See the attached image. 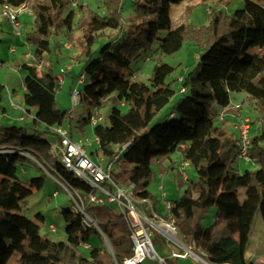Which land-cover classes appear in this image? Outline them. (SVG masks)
Wrapping results in <instances>:
<instances>
[{"label":"trees","instance_id":"16d2710c","mask_svg":"<svg viewBox=\"0 0 264 264\" xmlns=\"http://www.w3.org/2000/svg\"><path fill=\"white\" fill-rule=\"evenodd\" d=\"M72 1L0 0V5H30L36 23L34 31L29 33L34 44V61L21 65L24 103L35 110L36 124L32 133L27 126L14 122L0 125V149H12L0 152V264H7L16 251L21 254V264H124L134 254L130 226L123 213L109 203L87 204L86 210L95 221L88 225L77 209H62L67 241L42 234L41 223L21 211L22 203L33 190L18 178L17 163L27 159L30 153L35 159L52 162L59 154L55 143L45 134H56L52 127L63 126L72 117L70 110L57 104L61 81L53 67L40 68L35 62L50 51L51 38L56 45L60 43L59 36L70 39L69 30H73L77 17L74 10H67ZM97 1L109 10L104 14L93 13L86 22L82 64L73 75V83L85 75L82 83H86L79 90L81 101L92 108L79 118L78 127L83 130L86 123H91L93 113L104 105L106 98L116 99L108 117L93 128L104 158L110 161L115 153L119 155L116 161L120 168L111 170L112 179L119 185H131L138 206L150 202L152 211L148 218L158 213L176 227L185 244L194 250L201 249L210 262L254 264L246 252L256 214L260 213L264 220V143L261 142L264 131L257 135L251 128L249 154L258 167L240 170L235 165L239 138L224 128L225 119H219L217 110L211 107L229 106L233 92H245L262 111L260 119L264 123V6L244 0L243 7L231 14H216L206 34L201 36L190 24L173 27L170 5L181 0H131L133 14L128 18L123 14L125 0ZM161 30L167 31L160 42L162 55L178 51L185 39H197L206 48L194 68L179 78L182 95L173 102L170 117L151 124L169 102L166 79L175 68L164 62L156 64L149 84L138 79L130 66L142 52L152 49ZM98 36L104 40L100 50L93 45ZM91 37L96 40L90 42ZM119 39L122 40L118 42ZM2 87L0 107L5 114ZM121 105L127 106V110ZM39 124L46 128L40 130ZM185 141L189 145L184 159L194 169L195 176L187 177L185 191L171 200L168 212L159 214L158 200L149 190L154 164L160 166L161 172H167L163 162L168 159L170 168L175 169L177 161L172 157L173 152ZM52 168L74 195L94 190L60 156L52 162ZM33 184L42 187L44 178H32ZM106 185L113 189L110 182ZM213 208L214 219L207 226L204 222ZM38 219L45 220L42 215ZM102 232L113 252L104 245L90 244L91 237L101 238ZM80 247L86 248L87 253L79 251ZM165 259L171 264L170 258ZM148 260L151 259L138 264Z\"/></svg>","mask_w":264,"mask_h":264},{"label":"rangeland","instance_id":"374dc122","mask_svg":"<svg viewBox=\"0 0 264 264\" xmlns=\"http://www.w3.org/2000/svg\"><path fill=\"white\" fill-rule=\"evenodd\" d=\"M109 1V0H108ZM261 3L264 6V0H254ZM244 0H181L179 2H172L170 5V15L173 20V27H177L182 23L190 24L193 29L199 31L200 35L206 34L205 30L214 21L216 14L219 16H225L231 14L234 10L243 7ZM74 10L76 12V19L73 26V30H69V38L65 36H59L57 39L60 41L58 45L51 38V49L46 52L45 56L41 60H36L40 68L46 65L52 66L56 74L60 73V68H65L71 66H80L82 64L81 57V44L87 39V24L86 22L90 19L93 13L104 14L108 12L109 9H104L97 0H73L69 3L67 10ZM66 10V11H67ZM65 11V12H66ZM212 12V13H211ZM1 14V13H0ZM124 16L128 18L133 14L132 2L131 0H125V11ZM64 16V14L62 15ZM19 21L21 23V33H15L13 25L10 20L5 15H0V86L3 100L2 105L6 107L5 114L0 107V125L17 123L22 126H27L30 133L33 132L32 127L35 126L33 108L27 107L24 103V84H23V73L21 70V65L25 62L34 61V44L29 39V33L33 32L35 23V14L31 9L30 5H26L25 8L20 9ZM111 33V30L105 31ZM167 34L166 30H161L159 32L158 39L153 43L152 49L148 52H142L138 59L134 60L130 66V70L134 71L137 78L145 81L146 83H151V77L153 75L154 66L160 62L168 63L172 65L175 69L167 77L166 81L169 83L168 89H166V94L169 98L167 105L159 112L158 115L152 120L151 124L157 123L158 121L164 122L170 117L172 110V104L177 100L182 92L180 91V81L179 78L184 76L188 71L194 68L200 59L202 53L205 52L206 46L200 44L197 39H185L182 47L173 54L162 55L159 53V47L161 39H163ZM96 39L98 41L94 42V48L100 50L104 40L100 36ZM91 37L92 40H96ZM122 40V39H121ZM117 40L118 42L121 41ZM68 45V46H67ZM14 48V51L11 50ZM69 72V68L65 72V75ZM89 80V78H86ZM86 83V82H85ZM82 82H75L73 87H71V82L67 78L61 80L60 88L57 91V104L62 109H68L72 112L71 120H67L63 127L67 130L68 134L74 139V141L81 143L86 151L92 156L94 160H99V157H104L99 145L97 143L96 135L94 134V125L92 123H86L84 129L81 130L78 127L79 118L86 115L90 107L84 102L80 101L77 105H74L72 101V93L78 89H82L84 84ZM9 89L12 92L14 103L16 107L11 104L9 99ZM247 93L245 92H233L232 98L237 99L240 107L236 108L234 102L228 107V109L218 110L219 119H221L222 112L224 113L223 119H225L224 128L231 134L239 137L238 124L241 121L242 115L250 116L251 118V128L253 127L254 133L261 135L264 131V123L260 119L261 112L255 104H252L250 98H247ZM116 103V99H105L104 105L98 109V116L107 118L109 114L110 107ZM120 105V103H119ZM123 110H127V106L121 105ZM29 109L27 112L25 110ZM211 110L216 111L217 107L212 106ZM228 112V113H227ZM235 112V114H233ZM231 113V114H230ZM226 114H229L226 117ZM24 119H21V117ZM177 116V115H176ZM226 117V118H225ZM219 123V122H218ZM40 130L46 127L39 124ZM253 137V134L251 135ZM45 137L50 139L52 142L59 144V138L56 134H45ZM260 138H263L259 136ZM264 143V139H261ZM189 145V142H183ZM181 143L175 152H173L172 157L177 161L176 168H170L171 163L168 159L163 162L164 167H167L168 173L161 174L159 171L160 166L154 164V176L149 185V190L153 193L155 197L158 198L156 208L161 210L159 214H164L165 210H168L164 203L165 199H172L178 196V191L183 185H186V177L193 178L195 176L194 169L186 164L185 153L186 148L182 146ZM60 156V155H59ZM59 156H55L52 160L55 161L59 159ZM35 156L30 153L26 155L25 160L17 163V176L19 179L23 180L27 186H30L33 190L32 194L22 203V213L28 217L38 220L41 223V233L48 234V236L53 240H63L67 241V235L65 232V221L62 215V209H77V204L70 193V191L64 187L58 180V175L53 171L52 162H45L40 159H35ZM105 159V158H104ZM254 160V159H253ZM246 168L254 169L258 165L255 161H242L237 159L235 165ZM179 165V166H178ZM119 161H115L113 164V169H119ZM186 176V177H185ZM34 177H43L44 184L42 187L38 188L35 184L31 185V180ZM61 181V180H60ZM186 189V188H185ZM57 191V195H53ZM167 194H165L164 193ZM185 191V190H184ZM244 189L241 188L240 193L243 197ZM181 195V194H180ZM115 210L120 211L119 206L115 202L109 204ZM142 213L147 217L152 208L149 204L141 203L139 205ZM215 214V208H213L207 215L205 219V225L209 226ZM42 215L45 220L40 221L38 216ZM145 221L146 226H149L153 236L152 242L154 248L159 256L173 258L171 255V248H176V251L180 252L182 245L185 243L184 239L178 234L177 230L175 232V239L169 237L161 229H159L156 224H168L171 228L173 225L166 222L161 216H156L148 218ZM53 224L56 230L49 228V225ZM261 225L262 219L260 213H257L254 220V228ZM264 228V227H263ZM262 228V231H263ZM101 238L97 235H93L90 240V244L95 246L104 245L109 251L113 252L112 246L105 234H100ZM179 239L183 244L176 241ZM250 241V239H249ZM186 245V244H185ZM188 246V245H186ZM135 248V245H134ZM249 253L257 252L252 260L254 264H264V233L261 237H255L251 240V244H248ZM188 255L195 258L197 264H205L202 260L197 259L195 255L200 256V258L205 259L210 262L207 255L199 249H191ZM79 251L82 253H87V249L80 247ZM146 257L151 260L146 261L147 264L153 262L154 264H161L159 261V256ZM251 255V254H248ZM190 260H192L190 258ZM189 260V261H190ZM171 262V261H170ZM145 263V264H146ZM212 263V262H210ZM7 264H21V254L19 252H14ZM172 264V262H171ZM215 264V263H212Z\"/></svg>","mask_w":264,"mask_h":264},{"label":"built area","instance_id":"2783aa9c","mask_svg":"<svg viewBox=\"0 0 264 264\" xmlns=\"http://www.w3.org/2000/svg\"><path fill=\"white\" fill-rule=\"evenodd\" d=\"M26 5L20 7H14L10 5H0V15H5L8 20L11 21L13 25L14 32L21 33V23L19 21L20 9L25 8ZM68 46V45H67ZM14 51V48H11ZM69 67L60 68L59 79L60 81L64 78L65 72ZM85 75L82 74L78 82H83ZM183 90V89H182ZM9 99L13 106H17L14 103L12 92L9 89ZM72 101L74 105H77L81 101V92L76 89L72 93ZM229 106H226L224 109H228ZM235 107H240V104H235ZM26 111V110H25ZM99 112L95 111L91 117V123L94 125L100 121L103 117L98 116ZM23 117V116H22ZM21 117V118H22ZM224 113L221 114V119H223ZM239 128V149L237 158L242 161H254L250 154L249 149L251 146V118L247 115L241 116V121L238 124ZM53 131L57 134L59 138V144L55 145V151L60 155L62 161L65 165L75 172L79 177L83 178L88 182V184L94 189L88 194H81L72 192L68 184L63 181L58 180L64 187H66L72 196L74 197L77 204V211L81 213V217L85 224H95V221L92 219V216L86 210L87 204L89 202L94 204H105L115 202L119 208L120 212L123 213L125 219L127 220L130 229H131V238L135 245L133 256L127 258L124 261V264H138L145 261L146 257H150L151 252H154V255H158L153 242L152 236L153 233L149 226H146L145 221L148 220L147 217L142 213L138 206V199L133 195L131 185H119L111 177V170L113 169L114 162L118 159V153L113 155V159L107 161L104 157H101L99 161L94 160L90 154L86 151L85 147L74 141V139L68 134L67 130L63 126H53ZM97 138V137H96ZM97 138V143H98ZM10 148L0 149V152L11 151ZM106 182H110L113 186V189L109 185H106ZM57 191L53 195H57ZM165 193V191H164ZM166 194V193H165ZM148 201V200H144ZM164 203L168 209L172 206V201L170 199L164 198ZM49 228L56 230V227L53 224L49 225ZM173 230H177L173 226ZM103 234V233H102ZM159 256V255H158ZM173 256H181L179 253H173ZM159 261L161 264H168L166 259L162 256H159Z\"/></svg>","mask_w":264,"mask_h":264},{"label":"crops","instance_id":"0c3cea01","mask_svg":"<svg viewBox=\"0 0 264 264\" xmlns=\"http://www.w3.org/2000/svg\"><path fill=\"white\" fill-rule=\"evenodd\" d=\"M71 66V65H70ZM79 68V66H71L70 68H69V72H67V74L65 75V78H67L68 80H70V82H71V87H73V81H74V77H73V75L76 73V71H77V69ZM58 76H59V74H58ZM231 97H232V95H231ZM237 101H240V100H237V99H233L232 98V100H231V104H232V102H234V104H236V103H239V102H237ZM225 108V107H224ZM223 107H218L217 108V111L218 110H223L224 109ZM228 113V112H227ZM231 114V113H230ZM233 114H235V112H233ZM229 114H226V117L228 116ZM225 117V118H226ZM182 146L184 147V148H187V146L188 145H186V144H182ZM92 157V156H91ZM101 157H99V159H100ZM174 159V158H173ZM96 161H99V160H96ZM179 166V165H178ZM240 170L241 169H243L244 167L242 166H240V164H239V166H237ZM161 174H167V172H161V170L159 171ZM186 177V176H185ZM188 182V180H187V177H186V183ZM187 186L186 185H183L182 187H181V189L178 191V196L177 197H179L180 196V194L182 195L183 194V192H184V190H185V188H186ZM167 195V194H166ZM177 197H175V198H177ZM157 198V197H156ZM174 198H172V199H170V200H173ZM157 200H158V198H157ZM148 202V201H147ZM147 204H149L150 206H151V204H150V202H148ZM158 204V203H157ZM159 205V204H158ZM157 209V208H156ZM157 211L158 212H160L161 210H158L157 209ZM168 212V210H165V213L164 214H166ZM155 215L156 216H158V213H155ZM261 219H262V225H264V220H263V218H262V216H261ZM264 227V226H263ZM261 225H258V227H257V229H256V227L254 228V223H253V227H252V230H251V233H250V241H249V245L251 244V240L253 239V238H259V237H261L262 235H263V233H264V228H263ZM262 228H263V231H262ZM181 236V235H180ZM182 237V236H181ZM182 239H183V237H182ZM181 242V241H180ZM181 244H183L182 242H181ZM183 245H185V243L183 244ZM187 245V244H186ZM185 245V246H186ZM180 247H181V249H183V250H181L180 252H178V251H176V248H171V255L170 256H172L173 258H175L174 259V261L171 259V261H172V263L173 264H197V261H196V259L195 258H192L191 257V255H188V251L185 249V247L184 246H182V245H179ZM188 247H191V246H188ZM192 248V247H191ZM193 249V248H192ZM173 253H179V254H181V256H173ZM248 254H251V255H248ZM257 254V252L255 251L254 253L253 252H250L249 253V250L247 249V252H246V257L248 258V259H253V257H254V255H256ZM190 258L192 259V260H190ZM190 260V261H189ZM254 261H255V259H253ZM212 264V263H211Z\"/></svg>","mask_w":264,"mask_h":264},{"label":"bare ground","instance_id":"6f19581e","mask_svg":"<svg viewBox=\"0 0 264 264\" xmlns=\"http://www.w3.org/2000/svg\"><path fill=\"white\" fill-rule=\"evenodd\" d=\"M156 226L161 229L165 234H167L169 237L175 239V232L173 230V227L171 228L168 224H156ZM176 241H179V239H176ZM196 256L197 259L202 260L205 264H211L210 262L206 261L205 259H201L200 256L193 254Z\"/></svg>","mask_w":264,"mask_h":264},{"label":"water","instance_id":"95a60500","mask_svg":"<svg viewBox=\"0 0 264 264\" xmlns=\"http://www.w3.org/2000/svg\"><path fill=\"white\" fill-rule=\"evenodd\" d=\"M103 233V232H102ZM104 234V233H103ZM179 243H181L180 241H178ZM184 247H185V249L188 251V252H192V248L191 247H188V246H185V245H183ZM112 250V249H111ZM154 255V252H151V256H153Z\"/></svg>","mask_w":264,"mask_h":264}]
</instances>
